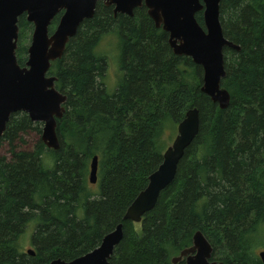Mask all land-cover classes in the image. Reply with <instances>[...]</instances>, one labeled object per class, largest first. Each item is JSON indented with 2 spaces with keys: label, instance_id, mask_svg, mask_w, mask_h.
Masks as SVG:
<instances>
[{
  "label": "trees",
  "instance_id": "16d2710c",
  "mask_svg": "<svg viewBox=\"0 0 264 264\" xmlns=\"http://www.w3.org/2000/svg\"><path fill=\"white\" fill-rule=\"evenodd\" d=\"M196 17L204 26L202 12ZM220 21L240 46L224 49L222 86L231 94L225 109L202 92V66L173 52L145 6L130 16L97 3L49 71L67 94L57 126L60 148L41 138L30 145L27 134L40 136L42 123L21 111L0 136V264L72 260L120 222L124 234L110 264H174L197 230L224 264H264L258 255L264 250V0H221ZM18 26L24 65L33 24L24 14ZM112 32L119 37L121 76L110 93L106 58L95 50ZM192 107L199 109L200 128L174 181L140 222L123 220ZM95 155L97 192L89 181ZM30 227L35 255L20 249Z\"/></svg>",
  "mask_w": 264,
  "mask_h": 264
},
{
  "label": "water",
  "instance_id": "95a60500",
  "mask_svg": "<svg viewBox=\"0 0 264 264\" xmlns=\"http://www.w3.org/2000/svg\"><path fill=\"white\" fill-rule=\"evenodd\" d=\"M99 1L114 6V14L130 16L138 7L145 6L156 27L169 35V45L177 55L189 56L203 68L202 92L219 105L228 108L231 94L222 86L226 77L224 49L240 50L229 40L220 21L221 0H0V136L3 135L10 116L25 112L32 121L42 123L41 139L54 150L60 148L57 133L58 119L64 116L67 94L56 87L57 76L50 75L52 62L61 58L70 39L80 24L91 18ZM202 12L204 26L196 15ZM61 13L55 30L50 33L53 19ZM26 15L33 24L24 65L18 62L19 17ZM200 128L198 107H192L179 122L177 134L163 153V160L150 174L147 186L128 206L123 220L140 222L151 211L164 189L175 179L178 165L186 149ZM99 159L91 161L89 181L98 180ZM123 222L108 232L99 246L70 261L58 258L51 264H110L115 247L123 238ZM27 253L35 254L29 248ZM213 246L201 230L193 235V244L183 249L173 263L186 258L185 264H217L210 261ZM264 263V250L258 253ZM222 264V263H220Z\"/></svg>",
  "mask_w": 264,
  "mask_h": 264
},
{
  "label": "rangeland",
  "instance_id": "374dc122",
  "mask_svg": "<svg viewBox=\"0 0 264 264\" xmlns=\"http://www.w3.org/2000/svg\"><path fill=\"white\" fill-rule=\"evenodd\" d=\"M96 53L98 55H102L103 57L106 58L107 61V74L105 78V83L107 90L111 93L116 89V85L119 83L120 76H121V70H120V49H119V37L115 33H108L104 35L100 43L96 47ZM173 134V133H172ZM177 134V133H176ZM40 136H37L36 132L31 131L30 133L27 134L26 139L28 140V143L30 145H33L35 140L37 138H41ZM176 136V135H175ZM174 136V138H175ZM174 138H170L168 143L169 145L172 143ZM172 140V141H171ZM4 152V148H0V153ZM91 190L94 192H97L98 185L92 184L91 183ZM32 231V228H28L25 235L21 237L20 239V249L22 251H26L29 248H33L31 244V234L30 232Z\"/></svg>",
  "mask_w": 264,
  "mask_h": 264
},
{
  "label": "flooded vegetation",
  "instance_id": "af4514ba",
  "mask_svg": "<svg viewBox=\"0 0 264 264\" xmlns=\"http://www.w3.org/2000/svg\"><path fill=\"white\" fill-rule=\"evenodd\" d=\"M206 236V235H205ZM209 240V239H208ZM193 244V243H192ZM212 244V243H211ZM213 246V245H212ZM190 247V246H189ZM33 249V248H32ZM213 252H214V247H213ZM181 253V252H180ZM180 253L177 255V256H179L180 255ZM36 254V253H35ZM34 254V255H35ZM176 257V256H175ZM185 260H186V258L185 257H183L181 260H179V261H177L176 263H174V264H185ZM211 262L212 261H216L217 262V264H220V263H222V264H224L223 263V261H220V260H217V259H215L214 258V256H213V253H212V257L209 259ZM66 261H70V260H66ZM173 262V261H172Z\"/></svg>",
  "mask_w": 264,
  "mask_h": 264
}]
</instances>
